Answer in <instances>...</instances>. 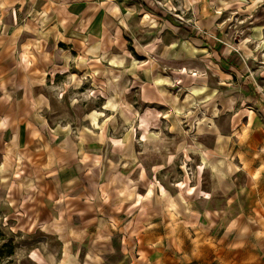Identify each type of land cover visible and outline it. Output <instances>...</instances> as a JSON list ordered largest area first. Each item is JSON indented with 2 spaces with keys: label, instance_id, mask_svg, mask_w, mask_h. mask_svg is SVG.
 Returning a JSON list of instances; mask_svg holds the SVG:
<instances>
[{
  "label": "rangeland",
  "instance_id": "374dc122",
  "mask_svg": "<svg viewBox=\"0 0 264 264\" xmlns=\"http://www.w3.org/2000/svg\"><path fill=\"white\" fill-rule=\"evenodd\" d=\"M135 2L151 5L144 10L152 29L125 34L122 52H111L103 34V60L87 66L71 42H59L41 65H29L47 77L11 89L9 102L35 112L29 120L41 135L25 141L21 170L6 178L4 155L0 264L86 259L82 239L93 227L67 241L65 221L43 211L50 199L58 210L61 197L77 200L69 201L73 211L90 203L92 214L120 203L112 232L124 230L130 241L156 236L161 246L169 236L164 242L179 239L203 264H256V251L243 247L256 225L264 229V0ZM44 35L32 31L34 45ZM72 169L77 177L63 185ZM17 201H30L25 215Z\"/></svg>",
  "mask_w": 264,
  "mask_h": 264
},
{
  "label": "crops",
  "instance_id": "0c3cea01",
  "mask_svg": "<svg viewBox=\"0 0 264 264\" xmlns=\"http://www.w3.org/2000/svg\"><path fill=\"white\" fill-rule=\"evenodd\" d=\"M135 1L137 0H6V5L0 7V168L4 155L9 162L8 166L1 169L3 170L2 178L21 170L22 156L19 149L26 146V140H36L41 135L40 132L37 135L36 129L39 131V127L32 124L33 120H29V117L35 112L30 111L29 115L25 112L22 113L25 109L23 104H19L21 107L16 108V101L13 105L8 99L11 89L14 90L18 83L21 87L20 92H22L26 85L25 79L31 78V76L43 79L44 74L46 77L48 76V71L44 69L35 68L33 65L29 67L33 61L32 58L41 65L43 60H46L47 51L54 53L49 50V47L51 48L59 42L64 44L71 42L74 48H77L75 50L79 51L76 61H85L87 66L89 62H100L103 58L98 46L103 34L108 38L107 42L111 52L116 45L122 52V47H124L122 40H124L125 34H133L136 30L146 28L152 29L147 26L151 16L144 10L147 7ZM143 3L146 4L145 1ZM148 6L150 9L152 8L151 5ZM44 9H48L47 14H43ZM141 9L144 12H141ZM36 29L44 32L45 35L40 43L34 45L35 41L31 35L32 31ZM89 38L93 40L92 43H88ZM52 53H50L49 61L54 58L55 54ZM21 54L23 55L22 59H20ZM24 63L28 64L29 69L26 68L28 71L25 70ZM67 63L68 61L64 65ZM32 81L27 80L29 87ZM14 91L16 92V90ZM40 124L42 125L41 119ZM33 130L36 132H32ZM10 146L11 149H9ZM72 171L74 173L70 174L68 178L62 179L63 185L77 177L75 171L73 169ZM19 180L21 179L19 178ZM35 183L27 186L30 193L31 190L36 189ZM48 186L53 189L55 196V187L50 183ZM27 187L25 185L26 189ZM23 191L26 192L24 187H22ZM22 192L21 196H23ZM29 192L24 196H28ZM62 192H64L62 195L64 196L63 188ZM31 194L33 196V193ZM61 198L63 199H60L61 205L58 210L51 208L52 204L49 203H52V199L50 198L49 202L41 204V206L45 208L43 211L46 213L47 219L65 221L66 229L62 232V238L69 241L84 237L87 229L93 227L92 233L88 234L89 239H82V242L87 245V253L85 254L86 259H81L79 264H203L196 252L189 254L185 252L179 239L174 241L172 239L167 243L164 242V239L169 236L160 237L162 243L159 246L156 236H151L148 241L138 237L130 241V237L122 236L124 230L117 231V234L114 235L112 229L115 225L119 227L118 222H120V214L117 211L121 210L120 203L114 205L105 203V205H101V210L105 211L104 214L99 211L100 208H96L97 211L92 214V210L89 209L90 203L89 205L84 203L80 210L73 211L69 201L76 202L77 200L68 197L69 201L65 202L66 199ZM36 202L38 206L41 201L37 200ZM29 203L25 202V205H20V202L17 201V206L24 209V215L25 207L29 206ZM60 211L65 216H59ZM237 216L232 218L229 223ZM240 216L242 220L245 218L243 214ZM260 217L264 220V215ZM254 220L256 219L254 218ZM231 228L239 230L237 226ZM262 232L264 229H260V226L256 225V228L245 237L243 247L244 249L249 247L256 251L255 256L252 257V262L256 264H264V248L261 244L259 245V242L264 243V239H260ZM252 238L260 239V241L255 245H250ZM96 249L101 252L96 254Z\"/></svg>",
  "mask_w": 264,
  "mask_h": 264
},
{
  "label": "bare ground",
  "instance_id": "6f19581e",
  "mask_svg": "<svg viewBox=\"0 0 264 264\" xmlns=\"http://www.w3.org/2000/svg\"><path fill=\"white\" fill-rule=\"evenodd\" d=\"M1 168H2V166H1ZM209 186V185H208ZM209 190V189H208Z\"/></svg>",
  "mask_w": 264,
  "mask_h": 264
}]
</instances>
